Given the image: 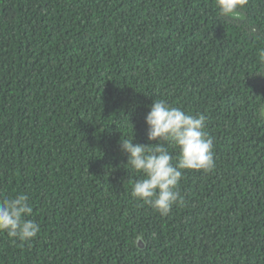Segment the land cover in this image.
I'll return each instance as SVG.
<instances>
[{
  "label": "trees",
  "instance_id": "trees-1",
  "mask_svg": "<svg viewBox=\"0 0 264 264\" xmlns=\"http://www.w3.org/2000/svg\"><path fill=\"white\" fill-rule=\"evenodd\" d=\"M252 27L264 0L232 18L215 0H0V199L27 195L40 225L28 243L0 233V264H264ZM155 99L204 114L214 140L215 168L185 170L167 216L131 195L142 175L120 148L158 143Z\"/></svg>",
  "mask_w": 264,
  "mask_h": 264
},
{
  "label": "clouds",
  "instance_id": "clouds-1",
  "mask_svg": "<svg viewBox=\"0 0 264 264\" xmlns=\"http://www.w3.org/2000/svg\"><path fill=\"white\" fill-rule=\"evenodd\" d=\"M247 3L248 0H215L219 14L225 18L236 16ZM248 35L264 39L257 35L255 27L248 30ZM260 116L264 117V109ZM206 121L204 114L190 115L163 99L154 100L145 123L147 139L158 143L151 147L134 144L133 138L120 142L121 150L128 154L127 165L142 175L132 187L131 195L136 200L167 216L174 205L183 203L179 185L185 170L207 173L215 168L214 140L206 131ZM169 147L178 149V156H173ZM32 212L27 195L0 199V233L30 242L40 232V225L29 218ZM135 241L143 242L144 235L137 234Z\"/></svg>",
  "mask_w": 264,
  "mask_h": 264
}]
</instances>
